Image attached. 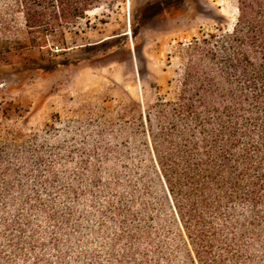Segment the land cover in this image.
Segmentation results:
<instances>
[{"label":"rangeland","instance_id":"obj_1","mask_svg":"<svg viewBox=\"0 0 264 264\" xmlns=\"http://www.w3.org/2000/svg\"><path fill=\"white\" fill-rule=\"evenodd\" d=\"M233 19L232 0H102L66 52L0 63V264H196L138 129L176 85L178 45Z\"/></svg>","mask_w":264,"mask_h":264},{"label":"trees","instance_id":"obj_2","mask_svg":"<svg viewBox=\"0 0 264 264\" xmlns=\"http://www.w3.org/2000/svg\"><path fill=\"white\" fill-rule=\"evenodd\" d=\"M101 1L0 0V63L50 42L66 52L64 33ZM232 3L230 30L178 45L176 85L138 129L144 175L196 264H250L264 249V0Z\"/></svg>","mask_w":264,"mask_h":264},{"label":"bare ground","instance_id":"obj_3","mask_svg":"<svg viewBox=\"0 0 264 264\" xmlns=\"http://www.w3.org/2000/svg\"><path fill=\"white\" fill-rule=\"evenodd\" d=\"M89 13V12H88Z\"/></svg>","mask_w":264,"mask_h":264}]
</instances>
